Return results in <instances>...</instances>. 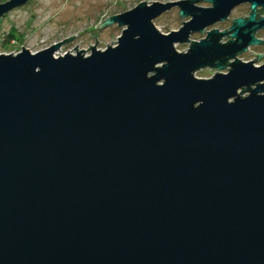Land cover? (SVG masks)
<instances>
[{
  "label": "water",
  "instance_id": "95a60500",
  "mask_svg": "<svg viewBox=\"0 0 264 264\" xmlns=\"http://www.w3.org/2000/svg\"><path fill=\"white\" fill-rule=\"evenodd\" d=\"M263 13L144 2L98 27L125 29L105 51L0 53V264H264V65L239 58Z\"/></svg>",
  "mask_w": 264,
  "mask_h": 264
},
{
  "label": "rangeland",
  "instance_id": "374dc122",
  "mask_svg": "<svg viewBox=\"0 0 264 264\" xmlns=\"http://www.w3.org/2000/svg\"><path fill=\"white\" fill-rule=\"evenodd\" d=\"M11 1L0 0V5ZM180 1L185 0H31L25 6L15 9L5 18L0 19V53L20 54L25 47L32 53L38 54L77 35L79 36L70 43L63 44L57 53L58 58L69 54V52L77 55L78 51L75 49L78 46L79 51H88L91 46L96 47L95 36L99 41L97 48L105 51L113 40L119 42L125 29L119 25L103 30L98 29L103 22L132 11L144 2L166 4ZM198 5L206 8L211 6L208 3H199ZM179 12V8H174L155 19L154 24L160 32L166 35L179 31L184 25L182 22L189 21L188 18L181 19ZM250 14V4L239 5L232 11L226 22H219L206 29L205 32L214 29L224 32L231 28L233 20L248 18L249 16L246 15ZM261 16H264V13ZM206 36L207 33H196L192 35L191 40L200 41ZM257 36L264 40V30H261ZM228 40L229 38H224L222 42L226 43ZM116 45L118 43L113 46ZM189 48L190 43L176 45V49L180 53L187 52ZM87 53L91 55L92 50ZM259 55H264V46L251 47L239 58L247 63L254 62L256 66L260 67L264 65V59L259 61ZM223 72L228 73L227 71ZM217 73L219 72L205 69L196 73V77L210 79Z\"/></svg>",
  "mask_w": 264,
  "mask_h": 264
},
{
  "label": "bare ground",
  "instance_id": "6f19581e",
  "mask_svg": "<svg viewBox=\"0 0 264 264\" xmlns=\"http://www.w3.org/2000/svg\"><path fill=\"white\" fill-rule=\"evenodd\" d=\"M25 6V5H24Z\"/></svg>",
  "mask_w": 264,
  "mask_h": 264
}]
</instances>
